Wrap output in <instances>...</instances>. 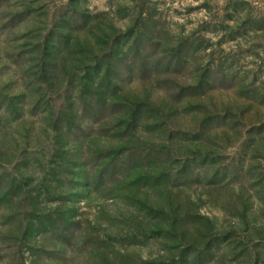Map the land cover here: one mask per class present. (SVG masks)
<instances>
[{
    "label": "rangeland",
    "instance_id": "rangeland-1",
    "mask_svg": "<svg viewBox=\"0 0 264 264\" xmlns=\"http://www.w3.org/2000/svg\"><path fill=\"white\" fill-rule=\"evenodd\" d=\"M0 264H264V0H0Z\"/></svg>",
    "mask_w": 264,
    "mask_h": 264
}]
</instances>
